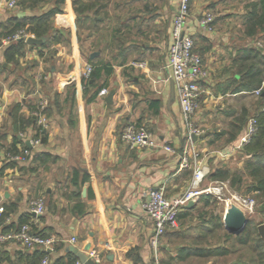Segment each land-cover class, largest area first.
Instances as JSON below:
<instances>
[{
  "label": "crops",
  "instance_id": "crops-1",
  "mask_svg": "<svg viewBox=\"0 0 264 264\" xmlns=\"http://www.w3.org/2000/svg\"><path fill=\"white\" fill-rule=\"evenodd\" d=\"M246 2L191 0L186 30L193 36L195 49L210 73L209 79L200 83L201 106L192 119L195 126L204 125L207 130L195 141L188 137L176 87L170 99L172 77L165 67L172 41V18L179 0H151V10L139 14L140 30H133V40L121 47L108 21L96 27L83 16L79 18L73 0H65L63 13L51 20V26L65 30L66 36L50 49L28 45L24 40V54L16 57L8 52L11 42L0 39V207L12 208L0 228L10 231L27 219L25 224L55 239L52 248L0 244L2 264H38L45 253L50 264L57 259L81 264L68 250L70 247L87 254L95 264H155L156 259L160 264L169 260L171 264H190L194 260L179 261L178 255L181 249L196 246V242L202 244L204 227L191 225L198 218L192 222L190 217L183 219L180 230L163 236L156 253L150 244L153 228L142 202L150 189L162 185L169 198L181 197L197 165H207L210 170L227 168L229 161L242 154L220 156L244 129L229 143L225 136L216 135L227 130L222 128L225 100L250 94H231L227 87L236 72L234 60L241 49L254 44L244 36ZM54 4L55 0H19L18 6L10 9L6 0H0V32L11 18L38 16ZM206 12L215 17L212 32L198 25ZM94 52L99 54L91 58ZM91 63L103 69L111 65L112 73L103 70L98 79L91 80L94 85L87 88L86 96L84 70ZM132 63H145L146 68ZM99 87L102 89L96 98L87 102L86 98ZM40 96L48 100L49 124L43 141L31 148V155L41 152L43 159L33 163L30 158L8 167L7 154L14 138L25 145L35 139L32 127L21 133L15 131L13 110L18 108L29 118V106L36 105ZM154 100L159 101L156 116L151 110ZM139 121L151 131L157 147L130 149L122 143V129ZM165 145L176 152H167ZM17 147L22 150L21 144ZM185 150H190L186 167L181 158ZM21 166L24 168L19 169ZM84 176L88 180L82 183ZM38 197L46 206L40 217L30 212L31 202ZM76 205L83 207L77 209ZM9 225L14 227L4 229ZM72 238H76L75 244Z\"/></svg>",
  "mask_w": 264,
  "mask_h": 264
},
{
  "label": "trees",
  "instance_id": "trees-1",
  "mask_svg": "<svg viewBox=\"0 0 264 264\" xmlns=\"http://www.w3.org/2000/svg\"><path fill=\"white\" fill-rule=\"evenodd\" d=\"M29 1L35 2V0ZM42 1L43 0H39V2ZM246 1L247 2L244 5L245 13L243 15L244 36L254 40V44L241 49L238 57L234 60L236 72L235 75L231 76L227 87H230L229 90L231 94L253 93L263 87L260 93V98L263 103L258 114L255 116L257 118V132L252 137L250 143L247 144L242 151V153H246L248 156L243 173L233 172L229 168L222 167L211 170L208 178L211 181H228L231 186H236L238 184L241 185L244 181V177L249 178L250 183L246 185V190L249 193H254L256 195V198L259 201L258 203L262 208L261 211L264 214V0ZM24 2H26V0H23V3ZM64 2L65 0H55L53 8L38 16L25 19H18L17 17L11 18L10 22L6 26H3L4 28H2L0 32V39H11L15 33L23 29L29 35L35 36L36 38L45 37L46 42L41 45V48L43 50L50 49L53 44H58L61 42V39H64L66 36L65 30L53 28L51 26L52 18L63 13L62 7ZM150 3L151 0H73V6L79 18L80 16H83L85 20H89L92 24L96 25V27L107 21L109 22L107 25L110 26V29L113 26V37L117 39L116 41L119 43V47L123 46L124 42L127 40H133V30H136V33L140 30L137 23L140 19L139 14L140 12L150 11L153 6ZM109 7H111V13L108 12ZM98 17L100 19L95 20V18ZM25 47L26 43L24 42V39L11 41L8 47V52L13 56L21 57L24 54ZM40 53L41 56L44 55V52ZM51 53L52 52L49 51V54ZM92 66L93 71L90 78H83L84 94L86 96L88 92L87 88L94 85V83L91 84V80L98 79L103 70H105L107 74L112 73L111 65L110 67H104V69L102 66H94L93 64ZM101 89L102 87H99L87 97V102L93 101ZM29 107L31 110L29 118H25L19 113L18 108L13 110L14 129L17 133H21L25 131L27 127H32L35 132L34 137L42 140L45 135L44 129L38 125L37 118L33 114L36 110V105ZM151 110L154 116L159 114L158 100L151 101ZM247 117L248 111L245 110L243 117L238 120V122L232 121L229 126L230 128L217 134L216 137L221 138L225 136L226 143L235 141L245 128ZM137 124L142 125L140 121ZM17 144H21L22 149L28 148L24 142L15 137L12 146L9 148V153L16 154L20 151ZM43 156V153L35 152L30 158L34 163L42 161ZM5 165L8 167H15L17 164L14 161H8ZM23 168L24 166L19 167V169ZM87 180L88 177L84 176L82 183ZM73 182L76 184L75 179ZM77 193L78 196H80V191ZM91 196L92 195L89 193V197ZM200 200H203L202 202L207 208L213 203L210 194L202 196ZM82 207L83 206L81 205H76L77 209ZM3 209L4 212L1 216L3 218L0 221L2 224H4L5 221L4 216H8L12 208L4 207ZM198 210L199 208H197L196 205L191 208H184L178 216L180 226L177 230H180L183 219L190 217L195 211L198 213ZM207 215L209 218H206L205 216L202 217L201 215L199 217L200 220L202 219V226L205 229L202 236L204 243L202 242V244H200L199 242H196V246L194 247L181 249L178 255L179 261L186 262L189 259L210 261L227 258L235 252L244 249L247 252L245 256L242 254L237 259L227 264H264V240L261 237L255 236L254 230L250 228L248 223L242 233L239 235H233L224 229L223 218L221 215L215 213L214 209ZM27 221V219L21 220L19 226L27 223ZM11 227H14V225L5 226L4 229L8 230ZM217 230H224L225 245H212L208 241L210 236ZM31 231L33 234L41 235L42 237L48 236L44 235L36 226H31ZM45 255L48 254L45 253ZM45 255H42V259ZM0 264H2V259H0ZM55 264H75V261H63L57 259L55 260ZM163 264H171V261L169 260Z\"/></svg>",
  "mask_w": 264,
  "mask_h": 264
},
{
  "label": "built area",
  "instance_id": "built-area-1",
  "mask_svg": "<svg viewBox=\"0 0 264 264\" xmlns=\"http://www.w3.org/2000/svg\"><path fill=\"white\" fill-rule=\"evenodd\" d=\"M7 6L10 9H15L18 6V0H6ZM191 0H179V6L172 18V41L168 50L167 63L165 67L170 69L171 77L174 81L178 92L181 113L185 121L188 132V137H200L204 135V131L195 127L192 119L198 107L199 98L202 94L200 86L201 82L209 79L210 73L203 64L201 55L195 50V41L193 36L187 32L186 27L189 21ZM215 17L211 12H206L199 20L198 25L207 32L214 30ZM25 30H19L11 39L7 41H17L20 39L26 40L30 37ZM260 45V44H259ZM134 67L145 69V63H132ZM93 71L91 64L86 65L84 70V78L89 79ZM263 88V87H262ZM262 88L254 91V94L260 95ZM48 100L40 96L36 103V110L33 112L37 118L38 125L44 130L48 128L49 119L47 116ZM257 132V118H249L244 131L238 140L232 144L226 151H221L220 156L228 158L235 153H241L244 147L250 143L252 137ZM121 141L130 149L154 148L158 146L151 131L144 124L136 123L127 124L121 131ZM41 143L40 138H35L30 141V145L35 147ZM164 150L170 153H175V149L169 145H165ZM190 150H185L182 154V165L188 166ZM31 157V149L26 148L20 150L16 154L8 153L7 159L16 163L28 162ZM210 167L207 165H197L193 171L192 186L198 187L200 183L209 175ZM214 185L208 187L201 192L188 191L183 196L171 199L167 196L165 186L150 189L146 193V198L142 202V208L147 217L151 221L153 233L150 239V244L157 253L161 245V240L169 231L177 230L180 226L179 213L190 202L194 201L200 193L212 194L215 196L221 195L225 182L214 181ZM246 203V202H245ZM239 209L243 211L240 203ZM46 210L45 201L42 197H38L31 202L30 212L36 217L44 215ZM4 212L3 207H0V215ZM9 219H6V222ZM76 238L71 239V243L75 244ZM19 243L25 248L46 247L52 248L55 244L53 237L46 238L41 235L33 234L29 224H23L16 229L4 231L0 228V244ZM51 260L48 255L38 264H50ZM80 264V263H76ZM155 264H160L156 259Z\"/></svg>",
  "mask_w": 264,
  "mask_h": 264
},
{
  "label": "rangeland",
  "instance_id": "rangeland-1",
  "mask_svg": "<svg viewBox=\"0 0 264 264\" xmlns=\"http://www.w3.org/2000/svg\"><path fill=\"white\" fill-rule=\"evenodd\" d=\"M197 51V50H196ZM262 99L260 98V95L250 93L246 94L244 96H237V97H230L229 99L225 100V104L223 107L222 115V128L229 129L230 123L232 121L240 120L243 117L244 111H248V117L245 121L247 124L249 118L255 117L258 114L259 109L262 106ZM200 104H198V107L194 113V115L197 113L198 110H200ZM193 115V117H194ZM195 126V125H194ZM195 127H198L206 133L207 127L204 125H196ZM151 129V127H150ZM248 159V156L246 153L237 154L236 157L229 161L227 163V168H229L233 172H242L244 170V166L246 163V160ZM214 181H211L208 176L200 183L198 187H193L192 182L189 183V185L186 186L185 190L193 191V192H201L208 187L213 186ZM250 183V179L247 177H244L243 183L236 186H231L230 183L227 181L225 182L226 188H224L221 195L215 196L212 195L213 203L208 208L204 206L203 200H200L202 196L207 195V193H200L196 197H194L195 205L197 208H199L198 213L195 211L190 216V222H192L193 219L198 218V221H193L191 225H203L202 219L200 220V215L202 217L209 218L207 214L211 213V211H215V213L219 215H223L226 211V209L230 208L232 205L235 204H242L241 208L243 209V213L247 217L248 224L250 225V228L254 230L255 236L261 237L258 227L260 225H264V214L261 211V206L259 205V201L256 198V195L254 193H249L246 190V185ZM246 202V203H245ZM238 206V205H235ZM190 225V224H189ZM210 244H224V230H217L212 234L208 240ZM204 243V242H203ZM225 245V244H224ZM230 245V244H229ZM246 251L244 249L235 252L233 255L227 258H220L215 260H192L190 264H227L235 259H237L239 256L244 254L246 255Z\"/></svg>",
  "mask_w": 264,
  "mask_h": 264
},
{
  "label": "water",
  "instance_id": "water-1",
  "mask_svg": "<svg viewBox=\"0 0 264 264\" xmlns=\"http://www.w3.org/2000/svg\"><path fill=\"white\" fill-rule=\"evenodd\" d=\"M45 41H46L45 37L36 38V37L30 36L26 39V43L28 45H34V46H40ZM98 54H99L98 52L92 53L91 58L97 56ZM170 90H171L170 99L172 100L175 94V84L172 79H170ZM113 95H114V91H112L107 98V101L109 103H112ZM45 132L46 130H44V133ZM191 138L195 141L199 139L200 137L191 136ZM26 145L28 146V148L30 149L32 148L29 141L26 142ZM194 205H195V201H190L184 208H191ZM222 218H223V225L226 231L233 235H239L240 233H242L249 220L247 219L243 211L239 209L238 207H236L235 205H232L230 208L226 209L225 213L222 215ZM258 230L261 235V238L264 240V225L263 224L260 225L258 227ZM68 250L76 255V257L80 260L81 264H95V262L87 254H85L84 252L78 251L75 247H70Z\"/></svg>",
  "mask_w": 264,
  "mask_h": 264
}]
</instances>
